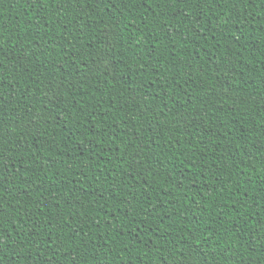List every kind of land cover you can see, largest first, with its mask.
Returning <instances> with one entry per match:
<instances>
[{
	"label": "trees",
	"instance_id": "trees-1",
	"mask_svg": "<svg viewBox=\"0 0 264 264\" xmlns=\"http://www.w3.org/2000/svg\"><path fill=\"white\" fill-rule=\"evenodd\" d=\"M0 264H264V0H0Z\"/></svg>",
	"mask_w": 264,
	"mask_h": 264
}]
</instances>
